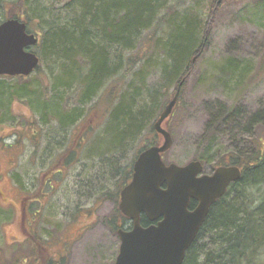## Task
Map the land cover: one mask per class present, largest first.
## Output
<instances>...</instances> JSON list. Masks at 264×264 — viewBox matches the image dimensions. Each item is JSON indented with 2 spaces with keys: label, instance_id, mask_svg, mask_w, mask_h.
<instances>
[{
  "label": "rangeland",
  "instance_id": "obj_1",
  "mask_svg": "<svg viewBox=\"0 0 264 264\" xmlns=\"http://www.w3.org/2000/svg\"><path fill=\"white\" fill-rule=\"evenodd\" d=\"M86 1L97 5L100 0ZM258 1L221 0L217 4L216 0L217 13L210 25L205 50L196 60L171 118L164 124L172 139L170 149L162 156L164 164L182 167L206 158L205 163H200L204 174L211 175L218 160L228 154L233 157V151L239 150L241 144L260 139L263 149L264 129L254 125L257 119L254 117L264 111V7ZM158 2L161 5L156 16L169 12L167 17L173 26L177 20L175 14L199 15L206 22L209 19L211 0ZM80 3L79 0L2 2L0 20L15 15L26 21L30 32H38V45L31 51L39 58V66L21 81L0 78L6 80L4 86L12 91L27 86L24 91L27 94L14 95L11 100L2 96L5 90L0 94V264H113L119 248L116 224L108 230L103 220L115 212L117 205L114 199L104 204L105 196L116 195L124 187L117 189L138 151L155 140L156 145L162 144L155 133L142 131L134 146L124 151L111 147L120 136L115 122H109L103 111L119 103L121 93L128 91L130 80L125 75L123 86L115 85L127 67L115 58L119 50L123 54L121 60L127 56L118 42L106 48L102 42H95L105 49L107 68H115L114 63L118 68L113 78L101 79L100 89L87 103L83 106L79 103L82 88L78 85L90 69L81 61L90 56L75 48L81 57L74 55L76 60L79 57L74 70L65 53L59 54L58 49L52 48L50 36L54 32L64 34L60 32L64 29L71 33L72 25L81 17ZM160 28L162 37L170 30L166 25ZM148 72L145 85L159 83V69L150 67ZM172 91L170 88L165 98L157 100L159 112L150 126ZM151 101L145 90L135 107L143 109ZM98 102L102 103L89 113ZM222 109L224 117L229 115L232 121H223L208 131L209 120ZM81 111L82 118L87 115L86 120L78 118L72 126H60L54 115L60 113L66 118L64 112L73 115ZM73 148L78 152H74L72 163L51 176L49 185L44 175L60 168L57 157ZM101 149L102 153L92 160L94 152ZM77 157L80 161L75 162ZM259 192L252 190L248 195L263 196ZM26 203L27 215L23 220ZM35 212L39 213L37 219L29 226ZM82 226L87 228L81 229ZM25 228H29L27 233Z\"/></svg>",
  "mask_w": 264,
  "mask_h": 264
},
{
  "label": "trees",
  "instance_id": "obj_2",
  "mask_svg": "<svg viewBox=\"0 0 264 264\" xmlns=\"http://www.w3.org/2000/svg\"><path fill=\"white\" fill-rule=\"evenodd\" d=\"M79 1L82 3L81 17L72 25L71 33L67 34L65 29L60 31L64 34L54 32L50 36L51 45L52 48L54 46L55 49H58L57 53H65L74 70L79 62V57L77 60L74 59V55H78L75 48L83 50L84 54L90 56L85 62L81 61L85 67H90L87 75L80 79L78 85L79 89L82 88V94L78 99L82 106L100 89L103 77L110 79L116 74L118 64L114 63L115 68L113 69L107 68L104 47L118 42L121 50L127 52L124 61L121 60L123 54L120 50L118 51L120 54L115 57L123 67V62L127 66L125 73L123 72L124 75L115 82V85L120 83V87L123 86L124 76L127 75L130 79L126 86L128 91L125 90L121 93L122 97L119 103L111 110L105 108L103 111L104 117H109V122H115L120 136L119 140L112 143L111 147L124 151L125 148L135 145L142 131L154 133L150 121L153 120L155 113L159 112L157 100L160 99L159 97L165 98L171 88L173 91L167 97L169 100L182 78L186 77L188 73H192L191 59L196 55H199V59L205 50L207 40H205V32H207L208 38L210 25L215 18L214 14L217 13L214 7L216 0H211L207 22L203 21L199 15L189 17L186 14L182 16L175 14L177 20H175L174 26L170 24L172 21L168 20L169 12L156 16L157 9L161 5L158 0H100L97 5L87 3L86 0ZM238 1L242 0H223V2ZM258 5L264 7V0H259ZM155 18L156 21L153 22ZM1 22L2 20H0ZM163 25L168 26L170 30L174 27L173 32L170 30L168 34L163 32L164 37H162L160 35L162 28L160 27ZM110 34L112 35L111 39H109ZM96 41L102 42L104 47L100 48L95 44ZM71 53L72 55H69ZM78 56L81 57V55ZM150 67L159 69L160 81L147 87L145 82L149 76L148 69ZM0 78L20 81L26 79L23 77ZM5 81L0 80V94L5 90V94L2 96L8 97V100H11L14 95L27 94L24 92L27 86H21L19 89L12 88L14 89L12 91L9 90L10 87L4 86L6 85ZM145 90L152 97V101L147 107L138 109L135 107L137 98ZM182 90L183 88L181 94ZM101 103H95L88 112H94ZM64 113L66 118H62L60 113L54 114L60 126H72L77 123L78 118H82V111L80 114L73 115L68 112ZM223 114L224 109L211 117L207 125L208 131H212L217 124H222L223 121L224 123L232 121L231 118H228L229 115L224 117ZM84 118L82 120H86ZM254 118H257L254 125L264 129V111ZM209 136L213 137L211 132ZM261 143L260 139H257L254 143L249 141L241 144L239 150L233 151V157L228 154L218 160L216 167L236 166L242 171V177L238 182L231 184L227 194L211 206L195 241L185 255L183 264H264V153ZM155 145L156 140L142 150ZM142 150L138 151L136 156ZM74 152H78L77 148L66 150L64 155L61 154L57 157V160L63 161L64 165L68 166V163L71 164L74 159ZM94 153L92 160L95 161L96 156L102 153V149L96 150ZM205 159L197 160L203 164L206 162ZM78 161L80 158L77 157L75 162ZM133 162L132 159L129 171L121 176L122 183L117 189L125 186L124 182L130 180ZM109 165L107 164V166ZM252 190L261 191L259 193H262L263 196L250 197L248 192ZM118 192L119 190L116 195L108 193L105 198L114 199L115 205H117ZM195 205V202H191L190 210ZM255 205H257L256 208ZM117 215H120V212L116 209L113 214V222ZM120 216L122 226L129 227L128 219ZM140 224L148 225L144 217L140 218Z\"/></svg>",
  "mask_w": 264,
  "mask_h": 264
},
{
  "label": "water",
  "instance_id": "obj_3",
  "mask_svg": "<svg viewBox=\"0 0 264 264\" xmlns=\"http://www.w3.org/2000/svg\"><path fill=\"white\" fill-rule=\"evenodd\" d=\"M36 43L33 35L25 33L23 23L7 20L0 24V77L30 76L39 60L25 49ZM198 56L191 59V68ZM187 76L153 124L162 144L137 156L131 180L120 192L118 208L131 222V229L117 232L119 249L113 264H183L210 207L242 176L236 166H221L205 175L200 162L182 167L163 163L161 155L170 149L172 140L162 125L171 115ZM191 202L196 206L189 210ZM141 216L149 226L140 225Z\"/></svg>",
  "mask_w": 264,
  "mask_h": 264
},
{
  "label": "flooded vegetation",
  "instance_id": "obj_4",
  "mask_svg": "<svg viewBox=\"0 0 264 264\" xmlns=\"http://www.w3.org/2000/svg\"><path fill=\"white\" fill-rule=\"evenodd\" d=\"M2 2H4L5 4H8V3H10V0H0V10H1V7H2ZM14 17V18H13ZM10 19H16V20H18L20 23H23L25 26H26V34H28V35H34L35 37H37V39L39 38L38 36H37V34H38V32L36 33V32H30L29 31V28H28V25H27V23H26V21L24 20H22L21 18H19V17H17V16H6L3 20H2V22H4V21H7V20H10ZM1 22V23H2ZM77 143V142H76ZM75 145V144H74ZM74 149V148H73ZM60 164L62 165V166H60ZM68 164H70V163H68ZM57 165H59V166H57V167H60V168H57V169H52V170H49L45 175H44V178L46 179L47 178V180L46 181H48L49 179H50V177L51 176H53L54 174H58V173H60L61 172V170H65V167H67V166H65L64 165V162L63 161H59L58 162V164ZM69 166V165H68ZM55 170V171H54ZM212 173V172H211ZM210 173V174H211ZM48 184L49 185H51V183H50V181H48ZM96 194V193H95ZM119 195H120V191H119V193H118V203H119ZM111 199L110 198H106V200H104L103 201V203L105 204V203H110L111 201H110ZM33 203L35 202V200H33L32 201ZM22 205H24V201H23V204ZM25 209H24V216H22V219L24 220L25 219V216L27 215V208H28V206H27V203L25 204ZM116 209L118 210V212H119V209H118V204H117V206H116ZM81 213V212H80ZM79 213V214H80ZM39 213L38 212H35L34 213V215L31 217V220L28 222V224H29V226H31L32 224H33V220H35V219H37V215H38ZM113 214H114V212H111V214H109V216L108 217H104V225L103 226H105L108 230H112V223H115L116 224V229H117V231L118 230H120V229H122V218H121V216L120 215H122V214H120V215H117L116 217H115V219H114V222H113ZM141 217H143V216H141ZM88 227H89V225H88ZM83 228H87V226H82V228L81 229H83ZM129 228V227H128ZM127 227L126 228H123V229H128ZM29 229V228H28ZM28 229L27 228H25L24 229V232L25 233H27V231H28ZM81 229H79L78 230V232H80V230Z\"/></svg>",
  "mask_w": 264,
  "mask_h": 264
}]
</instances>
